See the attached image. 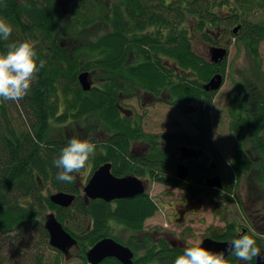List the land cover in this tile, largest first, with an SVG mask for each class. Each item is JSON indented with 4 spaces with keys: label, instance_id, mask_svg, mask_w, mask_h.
I'll list each match as a JSON object with an SVG mask.
<instances>
[{
    "label": "trees",
    "instance_id": "trees-1",
    "mask_svg": "<svg viewBox=\"0 0 264 264\" xmlns=\"http://www.w3.org/2000/svg\"><path fill=\"white\" fill-rule=\"evenodd\" d=\"M252 1L235 0V4L250 11ZM255 1L264 5L263 0ZM209 3L213 5L212 0H0V20L12 27L8 40L0 38V53H6L13 43L31 38L38 42L39 59L45 61L28 95L18 102L0 100V246L2 240L16 237L31 242L33 234L39 238V244L48 243L43 222L44 216L53 212L64 229L77 239V257L85 263V251L109 235V228L115 230L114 224L139 232L142 220L158 210L147 194L117 200L113 207L99 199L86 204L76 186L77 177L72 183L57 179L60 169L53 162L71 138L52 135L51 120L62 122L69 118L78 123L90 117L93 123L87 136L94 138L96 152L103 147L105 153L103 159L97 156L98 162L111 160L115 175L127 171L131 158L129 142L149 141L147 156L135 163L147 166L155 175L154 181L180 187L174 178L176 160L171 153L177 154L175 149L183 143L212 148L209 119L199 120V136L195 138L184 133L164 135L162 149L156 142L158 137L143 133L138 125L119 116L117 89L123 97L130 96L136 87L155 91L162 88L168 74L171 105L182 107L203 100L201 84L214 70L197 56L186 23L199 25L204 32L210 21L219 22L221 14H216ZM242 31L243 36L248 34L243 42L257 61L264 22L246 23ZM163 60L168 61V68L162 65ZM83 71L97 79L89 91H83L77 80ZM116 77L123 78L124 86L119 87ZM205 101L209 106L210 97ZM11 105L23 121L22 128L14 123L9 112ZM228 114L234 136L230 159L214 153L224 193L208 191L212 197L215 194L222 199L234 195L239 176L253 171L252 184L264 190V104L237 101ZM102 132L107 136L104 146L95 138ZM247 136L250 155L245 151ZM190 170L191 178L198 182L210 172L205 166L199 170L191 165ZM36 174L46 190L75 194L72 206L54 205L49 200L50 192L44 194L39 190ZM90 221L91 228L87 229ZM255 239L260 244V238ZM161 245L163 251H148L138 264H174L183 253L165 241ZM56 255L60 257V253ZM32 264H42V255Z\"/></svg>",
    "mask_w": 264,
    "mask_h": 264
},
{
    "label": "rangeland",
    "instance_id": "rangeland-1",
    "mask_svg": "<svg viewBox=\"0 0 264 264\" xmlns=\"http://www.w3.org/2000/svg\"><path fill=\"white\" fill-rule=\"evenodd\" d=\"M212 2L215 4V11L219 15L220 13L224 15L223 13L228 12L239 15L246 23L264 22V5H259L260 3L255 0L252 1L253 9L250 11L237 6L235 0H212ZM255 11H258L257 14H255ZM186 25L190 28L193 27L192 22H188ZM192 32L193 28L190 29V33ZM237 39L232 38L231 43L228 45L224 81L220 89L211 98L210 106L205 114V117L208 115L207 118L211 127L212 149L213 151L215 150L214 153L226 160L230 159V149L234 144V136L229 129V109L235 102H243L245 99L247 102L264 104V38L257 47L259 56L257 61L250 55L246 45L241 41H236ZM191 44L193 49L199 52V43L191 42ZM89 79L92 85L97 83V79H93L91 76ZM186 105L196 106L197 104L191 102ZM186 105L182 106V108ZM128 106L135 111L137 116L141 117V129L147 135L161 136L163 133H184L190 137H196L198 134L197 129L194 127L198 124V115L187 116L179 107L156 102L148 96L142 95V93H139L137 99L129 100ZM62 107L61 105L60 108ZM9 112H11L14 123L22 128L23 121L18 116L13 105H11ZM50 123V132L52 135L58 136L57 138L66 135L70 138H79L80 135L87 136L89 134L93 120L90 117H84L83 120L76 123L67 118L62 122L51 120ZM143 142H146V140ZM244 144L245 151L250 155V138L248 136ZM138 147H141L140 144ZM84 170L85 168L77 174V179L84 180ZM254 172L249 175L239 176L240 178L235 183V190H237L241 200H247L249 213L252 214L259 207L261 216L264 218V191L252 184V179L254 180L255 177L253 176ZM148 190L149 196L155 199L159 205L153 217L144 223V229L148 230L149 233H152L151 231L153 230L166 231L174 239H179L178 241H184L192 245L196 241H201L202 237L209 233L208 231L212 228L221 227L226 221L227 223L232 220L240 221L239 209L234 201L225 203L218 198L201 197L202 210L196 211L195 209L185 219L178 222L177 214H173L171 208H176L179 202L178 199L183 195V192L175 189V187L156 182L151 183ZM47 191L50 193L56 192L53 189L46 190L44 186L43 193L47 194ZM232 198L233 196L231 200ZM171 199L172 201L169 202ZM218 204H220L219 207L216 206ZM252 216H254V213ZM223 218L225 219L224 222ZM115 226L114 224V231L117 230ZM260 227L263 231L264 226L261 225ZM30 239L31 242H26L23 238L17 237L16 240H2L0 258L3 264H32L40 254L42 255V264H85L77 257L78 249L72 248L70 257L65 260L62 254L58 257L56 255L58 251L48 243L39 244L40 240H38L39 238H37L36 234L31 235ZM148 242L150 243L149 237Z\"/></svg>",
    "mask_w": 264,
    "mask_h": 264
},
{
    "label": "flooded vegetation",
    "instance_id": "flooded-vegetation-1",
    "mask_svg": "<svg viewBox=\"0 0 264 264\" xmlns=\"http://www.w3.org/2000/svg\"><path fill=\"white\" fill-rule=\"evenodd\" d=\"M210 6H212L213 10L215 11V4L214 3H213V5L210 4ZM257 12L255 11V14H257ZM215 13H216V11H215ZM216 14H218V12ZM220 14L222 15V13H220ZM223 14L224 15L220 16V20L216 24H213L210 21V24L205 27L204 32H202L199 25L193 26L192 27L193 32L192 33L189 32L188 36L191 38V42L199 43V46H200L199 52L198 51L197 52L195 51V52L197 53V56L199 57L200 60L207 62L213 68L214 73L211 75V77L214 74L220 73L222 75V78L224 81V76H225L224 74H225V69H226V66H225L226 61L225 60H226L227 56L221 62L213 63V62H211V59H210V49L212 47H224L227 50V55H228V45H229V43H231V39L232 38L233 39L238 38L236 41H241L244 44L243 38L246 37L248 34L246 36H243V34H242L243 33L242 30H243V27L245 26L246 22L243 19H241L239 17V15L230 14L228 12L223 13ZM192 28H190V29H192ZM234 29H235V31H234ZM203 33L205 34V36H203ZM263 38H261V40ZM162 65L165 68H168V61L163 60ZM115 79H116L115 80L116 83L119 84V87L124 86V84L126 83V82H124L122 77H116ZM165 79H167V80H165ZM163 81H164V84L162 85V88H157L155 91H151V90H147V89H141L139 87H136L135 90L133 92H131L130 96H125V97H123L124 96L123 92L121 90L117 89V91H118L117 92L118 103H117L116 107L118 109L119 116L120 117H126L128 120H130L132 122L133 125H138L140 128H142L141 123H140L141 117L137 116L135 111L128 106V101L132 100V99H137V96L139 95V93H142V95H144V96L145 95L148 96L151 100H154L156 102H161V103H165L166 105H171L169 103V92H168L169 77H168V74L165 75V78ZM207 81H204L201 84L202 89H203V85ZM222 84H223V82H222ZM129 85H130V82H129ZM203 91L205 93L203 100L200 99L199 102L198 101H192V102H195L197 104L196 106H190V107L194 108L193 112H190V113L185 112V108L187 107V105L184 108L179 107L182 109V111L184 113L187 114V116H190V115L192 116L193 114H196V115H198L199 120L204 119L207 108L210 106V103H209V106H207L205 100L208 96L210 97V100H211V98L213 97V95L215 94L216 91H206L204 89H203ZM142 106H145V105H142ZM171 106H174V105H171ZM175 107H177V106H175ZM206 117H208V115H206ZM199 120H198V122H199ZM198 125L199 124H196V126H194V127L197 129ZM210 130H211V127H210ZM142 132L144 133L143 130H142ZM197 132H198V130H197ZM166 134H169V133H166ZM166 134L163 133L161 136L153 135V136L158 137L156 139V142H158L159 148L160 147L162 149L165 148L163 136ZM197 136H199V133L197 134ZM61 137H68V136L66 135V136H61ZM95 138L98 139V141H99L98 144L103 145V146L105 145V143H106L105 140L107 139L105 132H102L99 136H97ZM193 138H195V137H193ZM79 139H88V136H87V138H86V136H82V137H79ZM91 139H94V138H91ZM210 140H211V137H210ZM143 141H144V139H137V140H132L129 142V155L131 156V158H128L129 165H126L127 171L120 172L119 175H115L113 173V171H114L113 170V162L111 160H104V161L98 162L99 158L103 159L105 156L104 155L105 154L104 148L102 147L101 151H97L96 152L97 154L95 153L96 156H93L90 158L89 163L86 164V166L84 167L85 168V170H84L85 174L83 175L84 180L81 181V180L77 179L76 186L82 191V188L88 183V181L91 178L94 171L97 170L101 165H103L105 163H110V172L114 176L123 177V176L130 175V176L136 177L137 179H139L141 181L142 185L144 186V192L140 195L144 196L147 194L148 197H150L149 193H148L149 192L148 187L150 188V184L153 182H156L153 180L155 178V175L151 173V171L149 170V168L147 166L144 167L141 163H137V164L135 163L136 160H138L140 158L142 159L145 156H147L148 151L150 149V145H149L150 142L149 141L143 142ZM139 144L141 146L140 148L138 147ZM181 146H186V147L190 148L191 150H193V152L195 153L196 156L181 159L180 158V151H179ZM98 148H100V146H98ZM175 150L177 151V154L171 153L172 157L176 160L175 168H174V171H175L174 178L180 184V187L174 186V185L172 186V185H168V184H164V185L175 187V189L183 192V195L180 197V199H178L179 202L176 205V208L175 207L171 208L172 209L171 212L173 214L174 213L177 214L176 218H177L178 222H181L183 219H185V217L189 213L194 212L195 209H196V211L202 210L201 207L203 206V204L200 201L201 197H212L211 196L212 194L209 195L208 191L212 192V191L222 190L223 185H222L221 189H218L216 187H214V188L207 187L204 183V180L209 178V177H212L215 175L220 176L219 173L217 172V166L215 163L216 162L215 161V155H214V151L212 148H208V147L201 148V147H197L196 145H192L190 143H183V144H180L178 146V150L177 149H175ZM165 155H168V154H165ZM97 156H99V158ZM180 163L185 164L187 166L188 174H187V177L184 179H179L176 176V167ZM191 165L195 166L199 170L201 169L202 166H205L206 168H208V170H210V172L207 175H205V177L202 179V182H198L196 179L191 178V170H190ZM77 174H76V177H77ZM156 183H160V182H156ZM160 184H162V183H160ZM184 187H187V188H184ZM234 191H235L234 195H230L226 199L218 198L215 194H213L214 196L212 198H214V199L218 198L219 200H221L222 202L224 201L225 203H229V202L234 201V203L237 205V208L239 209L240 221L232 220L231 222L227 223V221L224 222L225 219L223 218V222L225 224L221 227L212 228L210 231H208L209 233H206V235H204L202 237L201 241L209 238V239L217 241V242H229L230 240H232L234 238H238L239 235H242V234L251 235L253 233V230H254L255 231V238H260V240H261L260 244H257V246L260 248L261 253L264 254V246H263L264 245V229L262 231V228L260 227L261 225L264 226V218H262V216H261V210L258 207L257 209H255V211H253L254 216H252L253 213L252 214L249 213L248 208H247V203H248L247 200H241L240 195L237 193V190L234 189ZM221 192L224 193L223 190ZM136 196H138V195H136ZM136 196H134L132 198H123V199H133ZM232 196H233V198L231 200ZM75 198H76V195H75ZM150 198L156 203L157 207L159 208L158 202L155 199H153L152 197H150ZM94 200H96V199H94ZM99 200H102V199H99ZM117 200H121V199L112 200L108 203L114 204ZM84 201H85V199H84ZM90 201L91 200H86L85 203L88 204ZM171 201H172V199L169 200V202H171ZM216 206L219 207L220 204H218ZM152 217L153 216L145 217L142 220L141 226H140L141 228H140L139 232H137L136 230L133 231L130 227H125L123 224L118 223L115 226L117 229L116 231L110 230V228H109L107 230L108 231L107 233L109 235H105V236L101 237L100 239L105 238V237L111 238L115 242H117V243L121 244L122 246L128 248L132 253V259H131L132 263L131 264H138L139 261H141L142 257L148 251H152V252L153 251H163V249H161L162 248L161 241H165L167 243V245H169V247H173V248L178 247L179 249H182V250H184L185 247L191 246V244H189L187 242H184V241L182 242V241H178L179 239H174L166 231L160 232L159 230H153V231H151L152 233H149L148 230L144 229V223L146 220H148L149 218H152ZM91 225H92V222L91 221L88 222L87 229L91 228ZM133 229H135V228H133ZM148 237H149L150 243L148 242ZM154 245H158L159 247H157L155 249ZM90 247H88V249ZM72 248L73 249L78 248V241H77V246H74ZM72 248H70V250ZM86 251H85V253H86ZM226 259H228L229 264H255L256 258H253V263H251L250 261H248V262L240 261L236 257L227 254ZM108 262H110V263L116 262L117 264H122L119 260H117L116 258H113V257H106L103 260H101L98 264H107ZM85 264H89L87 262L86 258H85Z\"/></svg>",
    "mask_w": 264,
    "mask_h": 264
},
{
    "label": "water",
    "instance_id": "water-1",
    "mask_svg": "<svg viewBox=\"0 0 264 264\" xmlns=\"http://www.w3.org/2000/svg\"><path fill=\"white\" fill-rule=\"evenodd\" d=\"M236 28V27H235ZM235 31V29H234ZM227 56V50L224 47H212L210 49V59L213 63L221 62ZM89 73L83 71L78 74L77 80L83 91L91 89V81ZM223 82L220 73L214 74L204 85L206 91H217ZM194 108L187 106L186 113H190ZM180 158L195 157L193 150L186 146L180 147ZM188 170L185 164H178L176 167V176L179 179L187 177ZM36 184L40 191H43L44 186L40 177L36 174ZM207 187L222 188V182L218 175L209 177L204 180ZM144 192V186L141 181L134 176L116 177L110 172V163L101 165L94 171L88 183L82 188L83 198L86 200L102 199L110 202L116 199L132 198ZM49 200L62 208H69L75 200V194L64 191H56L49 194ZM43 227L48 234V244L55 250L59 251L67 260L70 256V248L77 246V240L63 225L57 220L53 212H49L44 216ZM228 242H217L211 239H204L202 247H206L212 251H225ZM225 255L227 252L225 251ZM106 257H113L119 260L122 264H131V251L115 242L111 238H102L94 243L85 253V258L89 264H98ZM255 264H264V254L256 257Z\"/></svg>",
    "mask_w": 264,
    "mask_h": 264
},
{
    "label": "clouds",
    "instance_id": "clouds-1",
    "mask_svg": "<svg viewBox=\"0 0 264 264\" xmlns=\"http://www.w3.org/2000/svg\"><path fill=\"white\" fill-rule=\"evenodd\" d=\"M12 27L0 20V38L8 40ZM37 41L31 38L9 45L6 53H0V100L18 102L31 90L37 74L44 67L45 61L39 59ZM96 143L91 139L71 138L62 148L54 165L60 169L57 179L72 183L91 157L96 153ZM203 241H196L185 247L174 264H229L228 255L240 261L248 262L261 255L257 246L255 231L251 235L242 234L230 240L225 251H212L202 247Z\"/></svg>",
    "mask_w": 264,
    "mask_h": 264
}]
</instances>
